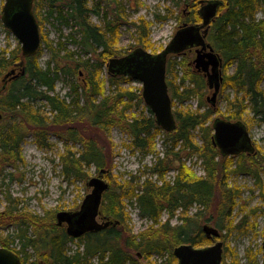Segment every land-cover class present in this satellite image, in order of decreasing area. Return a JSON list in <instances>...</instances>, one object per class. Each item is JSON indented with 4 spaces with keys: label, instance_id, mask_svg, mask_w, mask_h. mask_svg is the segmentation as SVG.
<instances>
[{
    "label": "trees",
    "instance_id": "1",
    "mask_svg": "<svg viewBox=\"0 0 264 264\" xmlns=\"http://www.w3.org/2000/svg\"><path fill=\"white\" fill-rule=\"evenodd\" d=\"M169 1L189 8L184 17L181 14V23L200 22L196 11L199 0ZM133 2L135 6L140 4V0ZM221 2L208 27L206 39L222 60L221 91L230 89L233 93L222 96L223 111L207 105L205 79L194 69L192 58L188 54L170 56L166 63V84L176 127L171 132H164L156 126L152 113L143 104L141 88L120 85L132 81L129 77L108 74L102 78L109 56L128 52L117 48L118 29L124 22L118 13L117 0H33L32 10L39 30L49 17L54 16L56 21L74 27L77 36L74 42L79 52H97L99 58L91 62L89 58L74 59L73 52L62 56L52 54L43 68L38 63L42 44L45 42L51 51L53 49L42 33L40 47L32 57L23 58L18 46L0 50L2 76L9 67L24 61V74L11 79L6 88L0 87V175L13 180V175L4 174L3 170L9 166L13 168L21 160L20 146L28 134L35 137L39 146L45 147L46 134L56 128L58 134L65 133V139L72 142L73 147L79 145L75 150L68 147L60 155L63 177L85 181L89 167L95 166L98 172L103 169L109 187L103 195L100 211L103 217L119 221V224L74 239L56 224L53 213L40 216L20 209L10 195L3 194L8 205L0 211V230L15 227L17 232L0 235V247L17 254L21 264H138L137 252L142 259L156 255L164 258L162 264H176L172 254L174 247L190 244L202 248L213 242L205 237L203 224L216 227L220 232L219 239L224 241L236 230L257 233L255 217L264 213V205L254 206L246 212L244 203L240 202L242 188L235 183L231 185L230 180L235 175L250 176L264 199V147L254 142L255 154L223 156L212 142V122L216 118L239 121L249 132L253 126L264 124V89L261 87L264 80V0ZM43 7L47 8L44 16ZM102 9L105 12L101 15ZM92 14L100 16L102 23L94 24ZM167 17L156 15L162 20ZM133 24L137 46L151 49L150 23L139 18ZM3 28L0 21V29ZM57 58L60 60L56 61ZM176 66L181 67L180 76ZM81 68L83 73H80ZM61 76L73 79L68 93L62 98L53 93ZM68 96L71 97L69 101L66 100ZM193 97L197 98L196 110L184 108L183 103ZM139 106L148 112V116L142 111L137 115L130 113ZM114 127L129 136L130 143L125 147L155 155V162L146 167L143 174L156 180L145 178L140 183L139 178L132 176L129 181L119 182L112 175L113 144L109 134ZM96 131L104 134L106 145L101 147L96 143L91 136ZM157 135L163 137L162 156L155 150ZM192 158L200 162L202 176L186 164ZM170 171L174 176L166 179ZM127 203L138 210L140 218L151 222L138 234H132L127 227L128 215L124 212ZM235 212H244L239 221H235ZM163 213L166 220L160 222ZM248 215H254V219L248 220ZM172 218L179 224L171 225ZM16 240L17 246H11ZM75 240L78 246L71 250L68 244ZM260 253L261 249L258 250ZM257 255L247 251L249 264H259ZM222 264H238L227 242ZM261 264H264L263 256Z\"/></svg>",
    "mask_w": 264,
    "mask_h": 264
},
{
    "label": "rangeland",
    "instance_id": "2",
    "mask_svg": "<svg viewBox=\"0 0 264 264\" xmlns=\"http://www.w3.org/2000/svg\"><path fill=\"white\" fill-rule=\"evenodd\" d=\"M134 0H117L119 3L118 13H120L124 22L119 26L118 33V44L117 48H124L126 51H130L137 46L135 43V26L134 21H137L139 18L145 19L150 23V44L151 49L149 52L157 53L161 51L170 41L172 35L181 19V14L184 17L188 12V7L181 4L180 6L174 5L169 0H140V4L135 6ZM4 0L2 1L3 5ZM1 5V7H2ZM103 8V3L100 4ZM115 5L112 7L114 8ZM0 7V11H1ZM47 8L42 9V16L46 13ZM45 11V12H44ZM105 12L104 9L100 11L101 15ZM156 15L163 17L168 15L166 20L161 18H156ZM91 21L94 24H101L102 18L100 16H95L92 14ZM41 35L44 34L46 40L50 43L53 51H51L44 42L41 48V54L38 56V63L41 67L45 68L48 61L51 59L52 54L57 56H62L66 53L73 52L75 53L74 59L86 60L87 58L91 59V62H95L98 59V53H81L77 48V44L74 42V39L77 37L75 34L74 27L70 25H65L62 21H56L54 16L49 17L43 24L42 29L39 30ZM16 46L19 47L20 44L18 40L14 37L5 28L0 29V50L7 49L11 50ZM122 51V52H126ZM126 54V53H125ZM124 55V54H123ZM120 54H114L109 57H117ZM188 57L194 59V55H189ZM109 58H107L108 60ZM59 61L60 59H55ZM180 60V59H178ZM54 63V62H53ZM53 63L51 66H53ZM13 67V66H12ZM12 67H9L11 69ZM178 70V76L181 75V67L176 66ZM231 70V68H230ZM8 72V70H7ZM80 73H83V69H80ZM108 76L106 67L103 68L102 78L105 79ZM3 76L0 74V87L2 85ZM73 82V79L67 76H61L55 83L54 94L58 95L60 98L65 97L68 93L69 83ZM188 84V83H187ZM123 87H130L133 89L141 88V84L136 81H130L127 83L120 84ZM106 91L109 90L108 83L105 84ZM261 87L264 89V80L261 83ZM212 90L206 88L204 93V100L207 105L210 106V103L207 99L211 96ZM230 89L221 91L216 98L215 107L220 108L222 111L225 108V102L223 97L225 94H231ZM223 96V97H222ZM71 97H67L66 100L69 101ZM40 104V101L37 102ZM184 108H189L191 110H196L197 108V98H190L188 101L183 103ZM140 111L143 112L145 116H148V112L142 107L139 106L137 110H133L130 113L137 115ZM55 131H49L47 135V146L41 147L35 141V137L32 134H28L20 146L21 160L3 170L4 174L11 173L13 180L10 181L9 177L2 178L0 175V182L2 186L0 187V211L8 205V201L4 198L3 194L10 195L13 201H16L18 208L26 209L32 213L38 214L40 216L46 215V213H53V217L56 212L59 211H75L78 209L80 203L84 196L90 191L86 187L85 181L90 177L97 176V169L95 166H91L87 169L88 177L85 181L66 179L63 177L60 165V155L66 151L69 147L70 150H75L79 148V145L72 144V142L65 139V133L58 134L59 132L54 128ZM196 134V132H194ZM251 139L254 142H257L261 147H264V124L253 126L249 132ZM91 136L96 140V143L99 146L106 145L104 143L106 137L103 133L98 131L92 132ZM162 136L157 135L155 138V150L158 152L159 156H162L163 144ZM109 141L113 144V154L110 156L112 160V175L117 177V181H129L132 176L139 178L141 183L145 178H150L153 181L156 180L155 177H150L147 174H143V171L146 167H150L155 162L156 158L154 154H144L138 149L131 150L128 147H125V144L130 143V138L127 133L121 131L118 128H112L109 134ZM73 148V149H72ZM186 164L195 172V174L202 176V167L200 162L195 158L189 159L186 161ZM174 172L170 171L166 175V179H172ZM103 179L106 181L105 177ZM108 183V181H107ZM235 183L237 186L242 188L241 199L246 207V212L249 211L254 206H263L264 199L260 196L259 190L254 186L253 179L248 175H235L231 178L230 184ZM263 183H264V174H263ZM196 206L191 209L194 212ZM124 212L128 215V224L127 227L131 229L132 234H138L144 231L150 224V221H147L139 217L138 210L131 204L127 203L125 206ZM236 213V212H235ZM244 212H239L235 214V221H239ZM257 219V229L256 234H253L251 231L240 232L238 230L234 231L232 236L223 242V249L225 247V242L228 243L230 249L233 250L238 260V264H249L246 253L248 250L253 254H258V250L261 249L262 234L264 229V213H258ZM248 220L252 221L254 215H248ZM103 215L98 218V221H103ZM166 220V215L163 213L160 217V222ZM171 225L179 224V221L176 218L170 220ZM209 225V224H208ZM213 226V225H210ZM65 230V227H63ZM17 229L15 227H9L8 229L0 230V235L15 234ZM18 241L11 246H17ZM71 250L76 249L78 242L75 240L68 244ZM135 256L136 252H132ZM261 256L257 255L259 264H261ZM138 264H162L163 257L156 255H151L148 259H142L137 252ZM229 260H226V262Z\"/></svg>",
    "mask_w": 264,
    "mask_h": 264
},
{
    "label": "water",
    "instance_id": "3",
    "mask_svg": "<svg viewBox=\"0 0 264 264\" xmlns=\"http://www.w3.org/2000/svg\"><path fill=\"white\" fill-rule=\"evenodd\" d=\"M221 5V0H201L197 10L200 23L181 24L162 51L152 54L141 47H136L123 56L110 58L107 62L109 75L129 77L141 84L142 101L152 113L156 126L164 132H171L176 127L166 84V63L170 55L195 49L192 61L194 68L205 77L207 88L212 90L207 101L211 106L215 105L223 79L220 71L222 60L206 41V36L208 27ZM32 8L33 0H4L0 11V21L18 40L23 58L36 55L41 42ZM22 67L23 60H20L14 65V68H20L18 73L11 69L3 79H13L19 74H24ZM212 129V142L221 155L235 156L240 152L253 150L249 133L241 122L216 118L212 122ZM103 173L102 169L97 176L90 177L85 182L90 191L84 196L77 210L56 212V224L65 225V232L69 237L79 238L87 233H98L119 223L109 219L98 221L102 198L109 187L102 178ZM202 231L207 239H216L220 236L219 230L208 224L202 226ZM261 249L264 256V229ZM222 251L223 242L216 240L202 248L180 244L173 248L172 254L177 259L176 264H221ZM20 263L17 254L0 247V264Z\"/></svg>",
    "mask_w": 264,
    "mask_h": 264
},
{
    "label": "flooded vegetation",
    "instance_id": "4",
    "mask_svg": "<svg viewBox=\"0 0 264 264\" xmlns=\"http://www.w3.org/2000/svg\"><path fill=\"white\" fill-rule=\"evenodd\" d=\"M200 1L201 0H199V4H198V7H197V9H196V11L198 10V8H199V6H200ZM187 13H189V12H187ZM189 24V23H187V22H183V23H181V19H180V22H179V24H178V26H177V29L179 28V27H181V24ZM200 23V22H199ZM176 29V30H177ZM175 30V31H176ZM130 51H128V53H129ZM127 54V53H126ZM181 54H183V55H186V54H188V55H194L195 56V49H190V50H185L184 52H180L178 55H180V57H181ZM125 55V54H124ZM170 56H172V55H170ZM169 56V57H170ZM117 57H120V56H117ZM168 57V58H169ZM112 58V57H111ZM23 63H24V61H23ZM106 65H107V63H106ZM106 65H105V67H106ZM192 65H193V63H192ZM193 67H194V65H193ZM23 68V67H22ZM13 69H15V72L17 73V70L19 71L20 70V68H14L13 67ZM24 69V68H23ZM195 69V68H194ZM196 70V69H195ZM197 71V70H196ZM220 71H221V74H222V65H221V68H220ZM198 72V71H197ZM200 73V72H199ZM202 74V73H201ZM20 75V74H19ZM18 75V76H19ZM23 75V74H22ZM17 76V77H18ZM202 76H203V74H202ZM204 77V76H203ZM204 79H205V77H204ZM11 79H2V85H1V88L2 89H4V88H6V86L8 85V83H9V81H10ZM220 92V91H219ZM248 133H249V131H248ZM249 137H250V135H249ZM250 144H251V147L253 148V150L251 151V152H240V153H246V154H248V155H252V154H255L256 153V147H255V143H254V141L251 139V137H250ZM239 153V154H240ZM239 154H237V155H239ZM62 227H64V225L62 226Z\"/></svg>",
    "mask_w": 264,
    "mask_h": 264
}]
</instances>
